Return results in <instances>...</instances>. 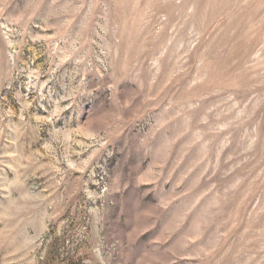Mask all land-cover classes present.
Returning <instances> with one entry per match:
<instances>
[{"label": "rangeland", "instance_id": "374dc122", "mask_svg": "<svg viewBox=\"0 0 264 264\" xmlns=\"http://www.w3.org/2000/svg\"><path fill=\"white\" fill-rule=\"evenodd\" d=\"M0 264H264V0H0Z\"/></svg>", "mask_w": 264, "mask_h": 264}]
</instances>
